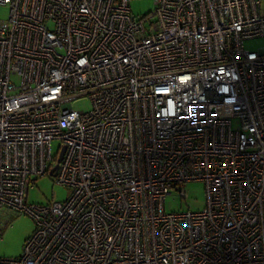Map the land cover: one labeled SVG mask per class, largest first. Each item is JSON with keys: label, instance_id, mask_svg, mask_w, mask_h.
I'll return each instance as SVG.
<instances>
[{"label": "built area", "instance_id": "1", "mask_svg": "<svg viewBox=\"0 0 264 264\" xmlns=\"http://www.w3.org/2000/svg\"><path fill=\"white\" fill-rule=\"evenodd\" d=\"M129 3L0 0V215L35 222L0 264H264L261 0ZM45 176L70 197L29 203Z\"/></svg>", "mask_w": 264, "mask_h": 264}, {"label": "rangeland", "instance_id": "2", "mask_svg": "<svg viewBox=\"0 0 264 264\" xmlns=\"http://www.w3.org/2000/svg\"><path fill=\"white\" fill-rule=\"evenodd\" d=\"M262 1V9L264 0ZM155 0H130V10L135 17L147 15L153 12ZM9 7L0 4V23L6 22L9 17ZM249 51L264 49V39H254L245 43ZM16 80V78H14ZM72 109L77 111H90L92 104L87 96L76 98L72 101ZM60 142L53 143V151L56 153ZM187 198L183 199L177 193L165 199V210L167 213L186 212L188 210L197 212L206 205L205 184L201 181L185 183L183 187ZM71 194V189L56 184L49 176L37 179L34 188L30 190L28 202L34 204H47L49 201H66ZM2 233L0 234V258H17L23 253L26 240L35 230V222L28 214L5 210L0 215Z\"/></svg>", "mask_w": 264, "mask_h": 264}, {"label": "water", "instance_id": "3", "mask_svg": "<svg viewBox=\"0 0 264 264\" xmlns=\"http://www.w3.org/2000/svg\"><path fill=\"white\" fill-rule=\"evenodd\" d=\"M63 154H64V150L62 151V153H61V155H60V158H58V159H59V161H58V162H61V160H62V157H63Z\"/></svg>", "mask_w": 264, "mask_h": 264}, {"label": "crops", "instance_id": "4", "mask_svg": "<svg viewBox=\"0 0 264 264\" xmlns=\"http://www.w3.org/2000/svg\"><path fill=\"white\" fill-rule=\"evenodd\" d=\"M261 4H262V1H261ZM261 13H262V15H264V7L262 9V6H261ZM260 50H264V49H260Z\"/></svg>", "mask_w": 264, "mask_h": 264}]
</instances>
